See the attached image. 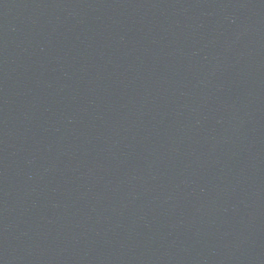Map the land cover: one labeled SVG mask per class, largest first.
Segmentation results:
<instances>
[{"label": "water", "instance_id": "1", "mask_svg": "<svg viewBox=\"0 0 264 264\" xmlns=\"http://www.w3.org/2000/svg\"><path fill=\"white\" fill-rule=\"evenodd\" d=\"M0 264H264V0H0Z\"/></svg>", "mask_w": 264, "mask_h": 264}]
</instances>
